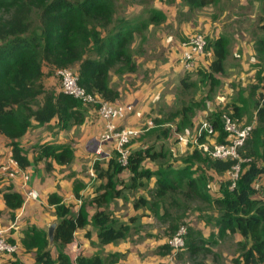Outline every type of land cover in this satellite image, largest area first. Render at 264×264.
Instances as JSON below:
<instances>
[{"label": "trees", "instance_id": "trees-1", "mask_svg": "<svg viewBox=\"0 0 264 264\" xmlns=\"http://www.w3.org/2000/svg\"><path fill=\"white\" fill-rule=\"evenodd\" d=\"M259 1L264 3V0ZM183 2L191 10H200L210 5L218 6L221 0ZM119 5V0H0V8L6 11V16L0 19V136L7 140L12 157L21 169H26L38 160H45L46 170L51 171L53 162L68 166L74 160V150L70 144H42L38 146V154L31 161L28 152L20 145V140L34 121L39 126L55 121L53 127L69 130L73 126L82 125L86 117L88 105L81 100L63 91L46 90L42 83L44 67L55 71L76 67L79 84L88 93L99 96L103 101L118 103L121 93L112 81L113 72L121 76L136 71L133 48L135 38L137 35L142 36L150 25H159L166 18L163 12L153 7L145 10L144 16L124 17L123 8ZM260 28H264V25ZM260 38L262 39L258 41L257 51L261 55L260 62L264 63V32ZM207 50L212 52L213 60L208 71L200 69L198 73L204 72L200 82H209L208 98H193L170 113L166 119L154 118L153 122L158 127L155 130L158 139L170 136L171 128L163 127L168 121L176 123L177 132L190 128L197 110L206 108V100L212 98L211 94L221 84L217 75L225 73L229 40L225 36L207 40ZM256 79L264 82L263 68L256 73ZM181 85L183 89L198 88V82H188L186 77ZM256 87L251 86L248 99H240L242 106H238L236 102L228 104L224 107L225 113L228 112L233 119L235 116L240 119L248 111L247 106L252 103L256 106L257 102L252 95ZM223 113L218 110L209 115V120L217 131L218 143H224L227 136L223 128ZM255 114L256 121L264 128V102L258 105ZM204 140L202 136H197L199 143ZM260 147L259 163L252 160L246 163L244 169L241 167L235 186L229 182L222 188L221 195L212 198L207 193V177L204 174L194 177L186 167L175 168L170 165L167 159L172 154L161 144L159 150L153 144L152 148L148 146L145 150L140 148L132 151L126 167L119 163L115 152L109 160L108 168H99L98 163L95 165L98 178L106 179L103 191L94 198L97 211L92 218L98 229L100 244L117 243L129 236L131 228L126 224L116 227L114 219L101 208L120 194L117 188L121 183L119 175L128 170L132 176L131 187L142 185L144 179L156 177L158 196H164L168 189L186 185L188 192L194 194L186 192V196H195L214 203L219 213L217 222L220 229L231 233L239 232L241 237L252 241L251 248L244 254L245 264H264V184L259 188L254 186L258 179H264V130ZM145 160L156 162L158 168L153 171L144 167ZM182 162H193L202 170L209 167L216 174L222 175L231 171L238 160L213 159L194 147L192 154ZM73 194L76 198L81 197L77 189ZM4 200L12 211V217L14 211L24 203L23 195L15 191L5 192ZM48 203L53 206L57 217L54 231L57 258L52 255L48 233L43 229L29 228L22 240L23 246L26 251L35 250L36 264H74L63 248L72 242L75 232L89 222L87 213L81 207L75 214L74 204L65 203L63 196L58 193H51ZM187 238L188 235L185 238L186 245ZM198 239L189 234L188 245L190 244L193 252L198 250ZM161 248L164 255L173 252L168 243H164ZM112 256L115 257L113 261H117L118 256ZM6 264L24 263L15 259ZM75 264H102V260L98 256L80 255Z\"/></svg>", "mask_w": 264, "mask_h": 264}, {"label": "crops", "instance_id": "crops-1", "mask_svg": "<svg viewBox=\"0 0 264 264\" xmlns=\"http://www.w3.org/2000/svg\"><path fill=\"white\" fill-rule=\"evenodd\" d=\"M152 7L165 14L166 18L161 23V27L169 20L175 35L171 34L170 31L169 33L160 32V29H158L157 32L159 34H156V38H135L133 48L135 50L134 61L138 65L137 70L133 76L127 75L128 78L123 76V79H120L121 84L118 87L121 93L118 103L127 102L126 104H132L134 112L123 119L115 120V123L121 127L142 126L144 121L148 120L147 117H150L149 114L152 110L155 111L154 116H152L155 118L166 119L170 115L169 113L165 116V112L161 110V106L167 108L174 104L177 92L181 88L180 84L185 75L191 71L195 73L200 69L208 70L213 60L212 55V58L200 60L191 71H187L184 68L181 61L182 53L184 52L182 43L188 39L185 37L189 36L192 31L197 30L209 36L207 39L210 41L220 36L227 37L229 40V53L225 61V74L217 75L221 86L211 94L212 98L210 100H206V108L197 110L192 119L193 125L183 132L176 131L179 136L183 134L189 138L194 137L193 139H196L202 124L201 120L204 118L209 120V115L212 112H216L218 110L217 107L220 105L225 107L227 103L232 104L234 102L238 106H242L243 103L240 99L242 97L249 98L247 86L244 90H240V87L235 86V83L240 82L241 85H245V83L250 84L251 81H254V77L256 78L255 73L262 68L263 63L260 62L261 55L257 51V44L262 39L260 38L262 35L244 37L246 33L243 32L240 26L243 19L247 22L246 17L250 10H254V13L264 11V3L259 0H235V2L221 0L218 6L210 5L200 10H191L183 0H159ZM237 8L241 11L239 12L238 10L235 14H232ZM167 10L175 11L173 16L169 17ZM181 15L184 17H181ZM254 16L255 14L251 15L252 18ZM263 25L264 22L261 23L260 27ZM151 26L149 27L151 28ZM248 77H251V79H248ZM194 82L201 83L200 80H194ZM203 86L201 93H203L206 99L209 95L210 85L207 82ZM234 87L237 89L235 90ZM236 94L238 96L234 98ZM197 97L194 99L199 100L200 97ZM54 124L55 121H52L44 126H39L34 121L27 134L20 140V145L28 152V158L33 161L37 150H31L30 147H35L38 140H32L31 134L32 136H37V139L40 137L44 138L45 140L41 144H70L74 150L72 167L67 168L66 165H58L53 162V169L47 171L46 161L38 160L26 169L18 167L20 170H18L19 173L15 177H9L7 173L0 171V227L5 231L8 240L18 246L17 253L15 255H3L0 258V264H6L8 261L15 259H19L24 264H36L34 260L35 250L26 251L22 240L29 228L36 227L43 230L47 228L48 230L51 224L56 223L57 217L54 213V208L48 203L49 195L51 193H58L63 196L65 203H68L66 201L73 204L80 203L82 197L76 198L73 194V182L77 175L72 176V172L78 174L82 169L84 171L85 168L90 172L93 170V163L98 159L106 160V163L102 167L108 168L109 160L115 154L114 142L101 140V134L105 130L106 121L99 116L97 108L93 106H87L85 121L79 127L73 126L69 130H59L53 127ZM0 138V164H7L8 159L12 156L11 147L3 136H0ZM183 138L180 140L183 141ZM184 139L186 142L188 141L187 137ZM161 143L163 142L160 140L154 142V146L157 147L156 150L160 149ZM177 147L182 148V144L177 142ZM138 148L139 145L136 144L134 149ZM145 163L146 168L153 171L158 168L156 162L145 160L143 164ZM23 171L29 173L28 188L38 192L37 199L25 198V192L21 188L23 180L21 173ZM90 173L93 176V171ZM122 173L129 174L127 170L122 171ZM129 175L131 182L132 176L131 174ZM78 177L81 176L78 174ZM119 178L121 183L118 184L117 188L120 190L126 185V182H122L124 181V176L121 178V174ZM150 180L156 182V177H152ZM143 182H149V180L144 179ZM100 183V179H98L95 185H101ZM9 191L19 192L24 197L22 207L14 211L13 217L11 216V209H9L4 200V193ZM88 191L92 192L93 189ZM102 191L101 189L92 195H98ZM86 192L83 191L82 195H85ZM139 195L145 197L144 194ZM93 204L96 209L91 210L87 214L89 222L75 232L72 242L63 248L64 253L72 259L73 251L77 247L80 248L81 253L79 255L85 257L99 256L98 253H101L103 250L105 253L99 257L102 260V264H104V260L109 254L112 256L115 253H125L127 250H130L129 260H121L120 262L118 260L114 261L113 264H154L150 263V261L148 262L144 258L145 255L135 253V251H138L136 250L137 248L124 240L122 243H111L102 246L99 242L98 229L92 224V218L97 211V204L95 202ZM109 205L110 209L114 206L113 202H110ZM118 205L121 206L122 203L118 202ZM101 208L105 209V205H102ZM77 209L74 211L75 214L78 212ZM144 244L146 242L141 244L139 249ZM51 250L53 257L56 259L58 256L57 249L51 248ZM133 256H137L138 259L135 260ZM155 261H157V258H155ZM159 263L161 264L162 262L157 261V264Z\"/></svg>", "mask_w": 264, "mask_h": 264}, {"label": "rangeland", "instance_id": "rangeland-1", "mask_svg": "<svg viewBox=\"0 0 264 264\" xmlns=\"http://www.w3.org/2000/svg\"><path fill=\"white\" fill-rule=\"evenodd\" d=\"M158 1L159 0H119V6L123 8L122 15H124V17L132 18L140 15L144 16L146 13L145 10L151 8L155 4V2ZM231 2H235V0H231ZM231 6L233 5L231 4ZM172 10H167V14L169 15V17L173 16L175 12ZM238 10L239 8L233 11L234 13L232 14H235V12ZM240 11L241 10H239V12ZM252 14H255L254 18L251 17ZM5 16L6 11L0 8V19L4 18ZM181 17L184 16L181 15ZM246 20L247 22H245V20L243 19V22H241L240 26V28L243 29V32L246 33L244 37L262 35V33L264 32V28L260 29V25L264 22V11H261L260 13H254V10H250L247 13ZM168 22L169 24H167ZM167 23H164L163 27H161V23L159 25H152L151 28L149 27L144 31V34L142 36L137 35V38H156V36L159 34V32H157L158 29H160V32L169 33L170 31V33L172 34L173 28L170 25V21L167 20ZM173 34L175 35V32ZM194 35H204L206 36V38H209V36L197 30L192 31V33L185 38H191ZM137 66L138 65L136 64V70ZM262 68L264 69V63L262 65ZM72 69L76 71V67H73ZM198 71L200 70H197L195 73L191 71L189 72V74L185 75L188 82H192L194 80H201L203 78L202 75L204 74V72H200L197 74ZM135 72L136 71L132 72L133 74L124 73L121 76L116 75L115 72H113L114 74L112 76V81L115 86L119 87V85L121 84L120 81L123 79V76H126L128 78L127 75L133 76ZM248 79H251V77H248ZM130 80L132 79L130 78ZM206 81L207 80H204L200 84L198 83V88L183 89L182 85L180 84L181 88L177 92L175 100V102L177 101V103L175 104L174 102L171 107L167 108L165 106H161V110L165 112V116H167L169 113L174 112L178 108H181L184 103L187 104L190 100L197 97V95L199 94V100L205 99V96H203L201 90L204 87L203 85L208 82ZM42 83L45 86L46 90L62 91L61 77L57 71L52 70L51 68L44 67ZM254 85L257 87L255 88V92L252 95L255 102H257L256 106H254V103H252V105L250 106H247L248 111L240 119L234 115L235 121L241 127L248 125H254L255 127L251 138L247 141V144L241 149L239 160L240 170L242 168L244 169L247 165L246 163L250 162L251 160L252 162L259 163V153L261 150L260 140L262 138V132L264 128H262L258 121H256L257 118L255 113L258 105L264 102V88L262 87V85H264V82L263 80H257L254 77V81H251L250 84L245 83V85H241L240 82L235 83V86L240 87V90H244V88L247 86V93L250 91L251 86ZM220 86L221 84L219 85V87ZM234 89L236 90L237 88L234 87ZM238 94H236L234 98H236ZM126 103L127 102H119V104ZM90 106L95 107L94 105ZM217 108L222 113L224 112V115H228V112L225 113L226 109L224 108V106L220 105ZM167 109L171 110L167 111ZM154 114L155 111L152 110L149 114L150 117H147V121H153L155 117L152 116H154ZM147 121H144V126ZM201 121L211 122L210 120L205 118ZM164 124L163 127L165 128L171 127L169 137H167L166 139H158L156 134L157 131L155 132L158 127H156L155 123L153 122V126L148 129L144 127L145 131L141 133L135 140L130 142V144L128 145V149L130 150V152L138 150L140 148H144L145 150L148 146L152 148L154 142L160 140L161 142H163L161 143L163 148L165 150H170L172 154V157L167 159L170 165L172 164V166L175 168L186 167L190 170L191 173H193L192 176L194 177L199 176L201 174H204L207 177V193L211 196V198L212 196L221 195L222 188L227 186L229 182L233 184L232 170L225 174L219 175L209 169V167H206V169L204 170L200 169L198 165L193 163L195 161L188 162V164L183 163L182 160L191 155L195 147L193 146V144L190 143L194 140V137L189 138L187 135L182 134L180 135L182 136V138L187 137L188 139L187 142L184 138L182 141L179 139V134L176 133L175 122L168 121ZM38 133L39 131L37 132V135ZM31 139L36 141L38 140L37 145H35V147H30L31 150H38V146L42 145L41 142L45 140L41 137L37 139V136H32V134ZM216 141L217 137H211L207 142ZM177 142L182 144L183 149L181 147L176 148ZM136 144L139 145L138 149H134ZM141 144H143L142 147ZM37 154L38 153H36V155ZM72 163L68 165L67 168L73 165ZM97 163L99 168H103L102 166L106 163V160L98 159L93 163V170H91L90 172L93 171L94 177L91 175L88 169L86 170V165L83 166L85 170L83 171L82 169V171L78 173L81 177H78V174L72 172V176L77 175L73 182V192L75 189H77L82 197L80 203H74L75 205L73 207V211H75L76 208H78V211L81 207H83L85 209V212L89 214L91 210L96 209L93 203L94 198H96L97 195L93 196L92 194L101 190L103 188V185L106 184L103 183L106 182V179L98 178L97 172L95 170V165ZM146 163L143 164L144 167H146ZM88 167L90 168V166ZM120 174L121 178L124 176V181L122 182H126V185L122 189H120V194L112 199L111 203L113 202L114 206L110 209V205L108 204L107 206H105L104 210L108 214H110V216H112L111 218L114 219L116 227H118L120 224H126L129 228H131L129 236L124 241L127 243H131L132 246L137 248L136 250L138 251H135V253H137L138 255H145L144 258L148 262L150 261V263L154 264H157V261H161V264H245L244 254L247 250L251 248L252 241L241 237L239 232L231 233L229 231L220 229V226L217 222L219 213L214 203L208 201L207 199L203 200L200 198H196L195 196H186V192L188 194L194 195L193 193L188 192L189 188L186 185L185 187L177 189H168L164 196H158L156 194L158 185L155 181L149 180V182H143L142 185L140 184L136 187H131L129 175L130 172L129 174ZM98 179H100L101 185H95V182L98 181ZM262 184H264V179H258V181L254 183V186L255 188H259ZM90 189H93V191L89 192L88 190ZM83 191H87L85 195H82ZM139 194H144L145 197H142V195ZM66 202H68L69 204H73L69 201ZM118 202L122 203V205L119 206ZM181 227H185L187 231V245L185 244V247L176 253L170 252L169 254L164 255L161 246L164 243H168L169 240L178 232ZM45 231H47V228L45 229ZM189 234L194 239L197 237L199 238L198 240H196L198 246V250L196 252L191 251L189 247L190 244L188 245ZM122 242L123 241L117 243ZM145 242L146 244H144L141 249H139V246ZM50 247L56 249V247L54 246V242ZM129 252L130 250H127L125 253L120 252L115 253L114 255L118 256L116 260H119L120 262L121 260H129ZM80 253V248L77 247V249L73 251L72 260H74L75 257L78 256ZM104 253L105 252L102 250V252L98 253V255L101 257ZM137 256H133L135 257V260L138 259ZM113 258L115 257L110 256L109 254L105 258V260L103 258V260L105 261L104 264H113ZM155 258H157V261H155Z\"/></svg>", "mask_w": 264, "mask_h": 264}, {"label": "built area", "instance_id": "built-area-1", "mask_svg": "<svg viewBox=\"0 0 264 264\" xmlns=\"http://www.w3.org/2000/svg\"><path fill=\"white\" fill-rule=\"evenodd\" d=\"M184 52L182 53L181 61L187 71L193 70L197 63L204 58H212V52L207 50V38L204 35H194L182 43ZM61 77L62 91L78 100H81L86 105H94L99 113V116L106 121L105 130L101 134V140L107 142H114L115 152L118 155V161L123 166L128 165L130 150L128 145L130 142L137 138L141 133L153 126V121L149 120L145 126L130 127L118 126L115 120L123 119L133 112V105L119 104L103 101L99 96L88 93L84 87L79 84V77L73 69H60L57 71ZM223 128L226 132V141L224 143L207 142L211 137H217V131L211 122L203 121L199 128V136L205 140L199 143L197 138L192 141L194 146L209 154L213 159L230 160L237 159L238 163L232 168L233 171V186L240 173V151L246 145L247 141L251 138L254 130V125L241 127L235 119L229 115H223ZM182 139V136H179ZM248 161V160H245ZM19 165L11 156L7 164H0V171L8 174L9 177H15L18 172ZM20 168V167H19ZM21 188L25 192L26 199H37L38 192L28 188L30 175L26 171L22 173ZM187 231L185 227H181L178 232L169 240L168 244L176 253L185 247V238ZM18 251L17 244L10 242L5 235V231L0 227V258L5 255H14ZM79 256V255H78ZM76 256L72 260L75 264ZM261 264V263H255Z\"/></svg>", "mask_w": 264, "mask_h": 264}, {"label": "water", "instance_id": "water-1", "mask_svg": "<svg viewBox=\"0 0 264 264\" xmlns=\"http://www.w3.org/2000/svg\"><path fill=\"white\" fill-rule=\"evenodd\" d=\"M56 223L51 224L48 227L47 233H48V239L50 241L49 246H51L54 242V231H55Z\"/></svg>", "mask_w": 264, "mask_h": 264}]
</instances>
